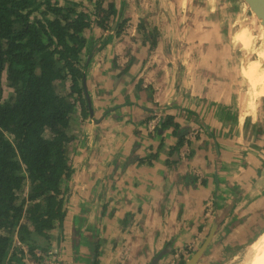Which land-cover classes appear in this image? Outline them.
I'll use <instances>...</instances> for the list:
<instances>
[{"label":"crops","instance_id":"obj_1","mask_svg":"<svg viewBox=\"0 0 264 264\" xmlns=\"http://www.w3.org/2000/svg\"><path fill=\"white\" fill-rule=\"evenodd\" d=\"M112 4L126 12L121 34L95 22L83 33L90 106L73 124L63 222L40 246L57 249L60 264H152L159 255L156 264H172L202 245L217 216L198 264L218 261L220 249L264 231L263 114L240 109L229 72L239 32L227 40L208 27L224 7L212 0Z\"/></svg>","mask_w":264,"mask_h":264},{"label":"trees","instance_id":"obj_2","mask_svg":"<svg viewBox=\"0 0 264 264\" xmlns=\"http://www.w3.org/2000/svg\"><path fill=\"white\" fill-rule=\"evenodd\" d=\"M57 2L0 0V264H25L19 245L32 252L63 222L75 106L88 114L83 33L116 14L97 0L100 21H91L77 3ZM58 80L69 81L68 93L57 92ZM4 82L13 93L6 100Z\"/></svg>","mask_w":264,"mask_h":264},{"label":"rangeland","instance_id":"obj_3","mask_svg":"<svg viewBox=\"0 0 264 264\" xmlns=\"http://www.w3.org/2000/svg\"><path fill=\"white\" fill-rule=\"evenodd\" d=\"M65 1L74 2L73 0H58L57 3L58 5L62 6L65 4ZM84 1H85V6H83L80 3V1L75 2L78 4L77 9H80L84 12L86 11L91 21L93 19L95 21H100V18L96 16V12H95L97 10V4H96L97 0H95V3L93 0H84ZM114 1L115 0H104L101 6L104 10H106L107 9L106 5L108 3L109 4L114 3ZM215 2L219 4V7H223V6L224 7L221 10V14L217 16L216 23L212 22L214 20L213 17L208 18V22H209L208 27L219 26V30L222 31L223 35L225 36L227 40H228V36L232 37L234 34L239 32V34L236 35L238 42H235V39H233V44H231L234 47L233 48L234 49L233 65L235 69L232 70V68H229V72L233 73V77L238 82L237 84H235V88H236L235 90L239 88V91H237V94L239 95V98H240L238 101L239 107L245 113H250V111L252 110L250 106L256 105L257 109H260L261 114H263L262 122L264 123V33L261 27L259 26L258 22H256L257 20L253 18L249 8L247 7V5L244 3L243 0H212V3H215ZM146 12L150 13V11L148 10L145 11V13ZM178 12L179 11H176L175 13L176 16L179 15ZM217 13H220V11H218ZM173 16L171 15V17ZM194 16H195V13H192L191 14L192 19H195L193 18ZM126 20H127L126 12L124 16V14H122V10H119V11L116 10V14L114 15V17L111 16L108 20L105 21V27L104 28L100 27V28L108 30L107 28L111 27L110 31H112V34L114 33L118 35V34H121L122 28L120 27H123L124 22L126 23ZM188 21H191V19H189ZM217 22L219 23L217 24ZM108 23H110V25H108ZM189 28H192L190 30L196 29L195 26H192V27H187V29L185 30L187 31L189 30ZM153 43L154 42L151 41V44ZM237 51L239 52V56H237ZM62 72H63L62 75L66 73L65 70H63ZM246 72H248L247 75H246ZM55 84H56L58 93L62 92L66 94L69 92V81H59L58 80L56 81ZM253 84H255L256 89H253ZM3 88H4L3 99L6 100L10 96H12L13 93H12V90L9 87H7L5 82H4ZM234 95H236V92ZM80 110H81V107L79 105H76L75 106L76 113L73 117L74 119L73 121L75 123L77 122L76 120V118L78 117L77 114L78 113L80 114L81 112ZM158 114L160 115V113ZM150 121H152V119ZM157 126L159 127V123ZM76 140H78V137H76L74 144H76ZM74 151L76 150L73 149V151L69 154L70 158H72V156L74 155ZM65 194H66V191H65ZM208 205L214 208V206L211 203H208ZM257 236L258 235H256V237ZM249 242H252V241H249ZM41 243H44V241L41 240L40 242H38L35 245V247L37 246L40 248L36 247L35 249L32 250V252H30L29 245L27 244H23L19 246L23 248V250L27 253L26 257L27 256L34 257L36 252L38 251L43 252L44 249H43V246H40ZM248 244L249 243H247L243 247H238L237 249H233V250L229 248L230 246H226L224 249L223 248L220 249L219 250L220 254H218L217 256L218 261L214 260L210 264H223V263L224 264H243L245 250ZM196 250L197 249L195 250L190 249V251H188L189 253L186 254V256L190 257ZM178 256L176 255L177 259H178ZM185 258L184 257L181 258L182 259L181 261L174 259L172 264H184L188 260L187 257Z\"/></svg>","mask_w":264,"mask_h":264},{"label":"water","instance_id":"obj_4","mask_svg":"<svg viewBox=\"0 0 264 264\" xmlns=\"http://www.w3.org/2000/svg\"><path fill=\"white\" fill-rule=\"evenodd\" d=\"M244 3L249 8L252 16L257 20L259 26L261 27L264 33V0H243ZM85 78V77H84ZM88 99V98H87ZM88 106L90 104L88 103ZM90 111V108H89ZM157 113H160L157 111ZM222 218L215 216L213 219V223L206 239L203 241L202 245L188 258V260L184 264H198L201 258L204 256L209 244L211 243L219 224L222 222ZM160 255L152 262V264H156Z\"/></svg>","mask_w":264,"mask_h":264},{"label":"built area","instance_id":"obj_5","mask_svg":"<svg viewBox=\"0 0 264 264\" xmlns=\"http://www.w3.org/2000/svg\"><path fill=\"white\" fill-rule=\"evenodd\" d=\"M157 113V112H156ZM161 122L160 115L154 114L152 121L148 123V129L150 131H155L158 123ZM213 211V207L208 208L207 213L210 214ZM58 250L55 248H46L42 251H38L35 253L34 257H30L29 260L26 261V264H60Z\"/></svg>","mask_w":264,"mask_h":264},{"label":"bare ground","instance_id":"obj_6","mask_svg":"<svg viewBox=\"0 0 264 264\" xmlns=\"http://www.w3.org/2000/svg\"><path fill=\"white\" fill-rule=\"evenodd\" d=\"M243 264H264V231L246 246Z\"/></svg>","mask_w":264,"mask_h":264},{"label":"flooded vegetation","instance_id":"obj_7","mask_svg":"<svg viewBox=\"0 0 264 264\" xmlns=\"http://www.w3.org/2000/svg\"><path fill=\"white\" fill-rule=\"evenodd\" d=\"M147 128H148V125H147ZM150 131V130H149ZM151 132H153V131H151ZM69 159H70V166H71V158L69 157ZM71 170H72V168H71ZM208 208H211L212 209V207L211 206H207V210H208Z\"/></svg>","mask_w":264,"mask_h":264}]
</instances>
